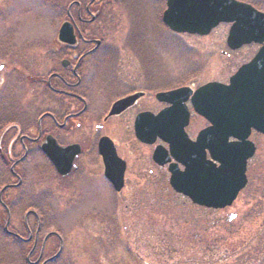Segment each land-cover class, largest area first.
Here are the masks:
<instances>
[{
    "label": "flooded vegetation",
    "instance_id": "1",
    "mask_svg": "<svg viewBox=\"0 0 264 264\" xmlns=\"http://www.w3.org/2000/svg\"><path fill=\"white\" fill-rule=\"evenodd\" d=\"M6 1L0 0V210L6 216L23 215L25 237L19 236L20 243L30 248L25 262L40 264L45 245L51 237L56 238L52 235L45 240L49 233L42 240L39 238L55 209L54 202L52 204L56 193L54 188L62 186L57 190H62L59 193L63 192L65 198H71L73 193L77 197L80 195L78 187L88 174L96 171L104 178L103 162L98 153L101 139L107 138L112 143L116 156L124 163L122 190L126 188L129 176L142 175L145 170L140 163L133 167L129 165L126 156L130 152L120 150L119 138L127 141L132 136L145 151V162L149 167L147 176L155 170L168 178V165L176 163L168 146L158 139L150 146L138 142L134 135V121L139 115L156 116L168 109L170 105L160 102L156 96L185 86L167 90L164 84L167 79L161 66H154L151 53L140 47L135 36L123 42L124 47L108 45L107 33L104 32L107 25L105 14L115 5L111 1L52 0L54 6L49 7L52 11L63 3L66 6L60 10L61 22L53 33L50 47L42 49V54L39 52L38 33L32 31L34 35H28L25 30L21 32L22 27L17 21L8 24L7 14H4ZM64 23L71 26L72 44L58 39L59 29ZM186 87L192 91L198 88ZM24 88L29 93L26 97L22 95ZM123 100L128 102L110 114L113 105ZM186 107L189 120L184 132L190 141H194L208 124L192 112L189 102ZM193 118H197L199 123L194 125ZM256 135L259 134L251 132L249 136L255 152L247 162V183L240 192L246 199L254 193L248 191L250 183L256 181L250 174L255 175L256 161L262 153L254 143ZM157 148H162L169 158L164 166L153 163L152 156ZM57 149L69 151L63 155ZM47 155L58 164L66 160L65 175L59 174L61 170ZM256 155L255 167L250 170ZM206 159H209L207 153ZM182 167L177 164L179 170H183ZM29 173L36 177L49 175L56 183L49 190L40 192L37 183H26ZM146 184L148 182H144L137 196L133 192L130 194V199L123 206L127 214L142 211L147 204L150 194ZM193 208L213 217L222 216L218 220L224 222L234 217L227 216L229 208ZM29 217L35 220L33 230H29L26 224ZM56 239L57 251H61L62 242ZM33 256L36 257L34 262Z\"/></svg>",
    "mask_w": 264,
    "mask_h": 264
},
{
    "label": "rangeland",
    "instance_id": "2",
    "mask_svg": "<svg viewBox=\"0 0 264 264\" xmlns=\"http://www.w3.org/2000/svg\"><path fill=\"white\" fill-rule=\"evenodd\" d=\"M102 1L115 3L105 14L104 32L108 45L124 47L123 42L129 38H138L140 47L151 53L154 66H161L167 79L164 81L167 90L180 86L196 88L210 82L226 83L257 50L252 45L229 51L225 44L228 25H220L203 37L169 32L161 23L164 0ZM237 1L264 13V0ZM6 4L4 14H7L8 24L17 21L22 27L21 32L38 33L42 54V49L50 47L53 33L61 22L60 10L66 4L54 11L49 8L54 6L52 0H7ZM27 94L24 88L22 95L26 97ZM196 123L199 121L193 118V124ZM117 140L122 152H130L126 156L129 165L133 167L140 163L145 172L129 176L126 188L119 194L96 171L88 174L79 185L77 197L73 193L71 198H65L63 192L59 193L62 190H57L62 186L54 188L52 204L54 202L55 209L39 238L42 240L49 232L58 234L62 249L57 264H264V137L256 135L253 138L258 150H262L261 157L256 161V155L250 165L251 170L257 162L255 175L250 174L256 181L248 187V191L254 193L247 199L244 194H239L226 211L227 216H234L229 222L218 220L222 216L200 213L184 198L177 199L170 193L169 186L168 193L165 190L164 194H154L157 184L162 179L166 182L164 174L153 170L147 176L149 167L145 162V151L132 136L127 141ZM48 176L36 177L29 173L26 183H37L40 192L47 191L56 183ZM144 182H148L150 194L147 204L142 211L127 214L124 204L132 192L137 196ZM152 196H158L160 201L155 197L152 201ZM149 213L157 214L151 215L154 222L147 219ZM5 218L4 215L1 218V231ZM23 223V215H10L7 232L25 237ZM34 223L33 217L26 220L29 230L34 229ZM4 242L0 241V250L4 249ZM44 249L40 264L48 263L50 256L55 254L58 240L51 237ZM22 260L21 256V263Z\"/></svg>",
    "mask_w": 264,
    "mask_h": 264
},
{
    "label": "water",
    "instance_id": "3",
    "mask_svg": "<svg viewBox=\"0 0 264 264\" xmlns=\"http://www.w3.org/2000/svg\"><path fill=\"white\" fill-rule=\"evenodd\" d=\"M161 21L173 33L201 37L220 24L229 25L225 43L230 51L250 44L259 46L227 85L211 82L194 92L185 87L158 94L157 99L170 107L154 117L139 115L134 122V134L139 142L151 145L158 137L168 145L170 156L183 166L182 172L176 165L168 167L169 186L175 193L205 208L231 206L245 187L246 163L254 153L253 144L247 141L249 134L254 130L264 136V14L235 0H165ZM58 39L72 44L71 26L64 23ZM188 99L193 112L209 124L194 142L184 133L189 118L185 106ZM127 102L114 104L110 114ZM56 151L67 155L69 149ZM98 153L105 179L119 192L123 187L124 163L107 138L99 141ZM48 157L61 170L59 174L65 175L66 160L58 164ZM152 160L163 166L169 158L162 148H157Z\"/></svg>",
    "mask_w": 264,
    "mask_h": 264
},
{
    "label": "trees",
    "instance_id": "4",
    "mask_svg": "<svg viewBox=\"0 0 264 264\" xmlns=\"http://www.w3.org/2000/svg\"><path fill=\"white\" fill-rule=\"evenodd\" d=\"M165 190H166V192L168 190L167 183L164 181H160L159 184H157V186L153 189V192H154V194H155V192H158V194H164ZM170 193H173V192L170 191ZM173 195H175V197H177V199L182 198V197H180L174 193H173ZM154 197L156 198V200L160 201L158 196H152V201H154ZM155 204H157V203H155ZM151 215H157V214L149 213V217L147 218V219H151V221L154 222L155 218H154V216H151ZM2 216H3V214L0 213V241H5V242H4V249L0 250V264H26L25 253L27 252L28 247L25 245H21V243L19 241H17L16 239H14L12 237H8L7 235H5L3 233V231H1V218H2ZM152 222H150V224H152ZM8 240L10 242H8ZM21 256L23 258V260H22L23 263H21ZM57 263H60V262L57 260L56 262H54L52 264H57Z\"/></svg>",
    "mask_w": 264,
    "mask_h": 264
}]
</instances>
